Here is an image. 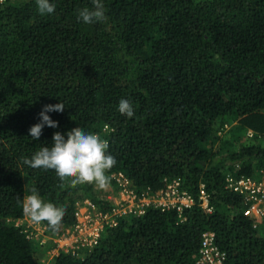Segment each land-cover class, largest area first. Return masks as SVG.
I'll return each mask as SVG.
<instances>
[{
    "label": "trees",
    "instance_id": "obj_1",
    "mask_svg": "<svg viewBox=\"0 0 264 264\" xmlns=\"http://www.w3.org/2000/svg\"><path fill=\"white\" fill-rule=\"evenodd\" d=\"M50 3L55 12L45 15L35 0L0 7V264H42L14 223L33 187L66 209L59 232L43 222L51 236L75 226L86 200L113 210L94 184L61 187L54 170L23 164L52 146L54 133L67 139L78 127L107 140L116 159L108 175L124 172L151 193L181 179L197 203L204 184L214 211L196 204L183 220L157 207L119 217L93 249L62 251L52 264H199L207 231L226 264H264L263 234L244 215L242 197L225 188L237 164L239 175L264 169V147L215 149L229 121L238 141L246 131L264 137V0H103L105 20L92 24L78 20L92 0ZM122 99L132 118L119 112ZM61 102L62 113H47L59 126L45 125L33 140L44 107Z\"/></svg>",
    "mask_w": 264,
    "mask_h": 264
},
{
    "label": "built area",
    "instance_id": "obj_2",
    "mask_svg": "<svg viewBox=\"0 0 264 264\" xmlns=\"http://www.w3.org/2000/svg\"><path fill=\"white\" fill-rule=\"evenodd\" d=\"M105 128L107 129V127ZM249 135L253 137L254 132L249 131ZM101 138L103 139V137ZM239 170L240 165L237 164L233 170L227 171L225 188L242 197L243 204L246 206L244 215L251 219L254 228L258 229L259 225L264 223V169L250 176L239 175ZM112 177L119 190L117 193H120L121 200H115L113 210L107 213L101 212L89 200H86L82 205L78 204L77 222L72 229L57 236L55 251L72 252L77 255L81 250H91L101 241L106 227H114L118 224L119 217H126L129 214L142 216L151 207L160 208L162 211L176 210L182 220L183 213L196 204L208 213L214 211L210 204V194L204 184L200 185L197 203L196 198L183 189L181 179H173L167 184L166 189L151 193L147 190L137 191L133 187V181L124 172L114 173ZM17 226L24 228L29 239L36 236L26 226ZM226 259L227 254L217 245L215 233L205 232L202 236L198 263L226 264Z\"/></svg>",
    "mask_w": 264,
    "mask_h": 264
},
{
    "label": "clouds",
    "instance_id": "obj_3",
    "mask_svg": "<svg viewBox=\"0 0 264 264\" xmlns=\"http://www.w3.org/2000/svg\"><path fill=\"white\" fill-rule=\"evenodd\" d=\"M35 2L41 15L55 12V6L50 0H35ZM92 3L94 6L92 9L85 7L78 10V20L85 24L105 20L103 0H92ZM64 110L65 106L62 102L45 106L40 113L41 122L29 130L32 139L40 140L45 125L50 128L59 126L58 122L53 121L47 113H62ZM118 110L128 118L134 115L133 106L128 100L122 99ZM53 140L52 146H41L30 159L23 158V164L33 169L54 170L62 182L61 187H64L65 183L72 188L84 184H94L99 189H106L109 186L110 177L107 173L115 166L116 159L107 152L109 147L107 140L102 139L98 134L86 132L81 127L67 132V139L64 134L56 132ZM30 191L31 195H25L23 198L25 216L35 224L46 221L50 230L54 233L59 232L66 209L57 207L53 203H45L35 187Z\"/></svg>",
    "mask_w": 264,
    "mask_h": 264
},
{
    "label": "rangeland",
    "instance_id": "obj_4",
    "mask_svg": "<svg viewBox=\"0 0 264 264\" xmlns=\"http://www.w3.org/2000/svg\"><path fill=\"white\" fill-rule=\"evenodd\" d=\"M7 0H0V7L3 6L6 3ZM29 0H8L10 3H23ZM227 128L225 127L224 130L219 132L217 135L220 137V139L217 141L215 149H219L222 147V151L224 152V148L227 144L232 143L233 146H228V148L235 150L239 149L241 146H247V145H260L264 147V137L260 135H256L254 133V136L251 137L249 135V131L244 132V136L242 140L238 141L237 136L234 135L239 134L238 127L235 128L236 123H233V121H229ZM223 144V146H222ZM114 174V173H113ZM113 174H110V180H109V186L106 189H99L95 186L97 189V192L103 197V198H113L111 201L115 200H121V196L119 190L117 189L114 179L112 177ZM16 225H23L26 226L27 229L35 233V237L31 238L32 244H34L35 249H37L38 258L40 259L42 264H52L54 261V258L59 255L60 252L55 251L57 244L56 238L57 236H51L48 235L47 231L45 230V226L43 222L40 224L33 223L30 218L24 216L23 219L14 221ZM260 232L264 236V223H261L259 225Z\"/></svg>",
    "mask_w": 264,
    "mask_h": 264
}]
</instances>
